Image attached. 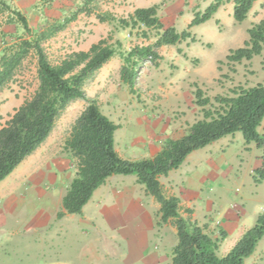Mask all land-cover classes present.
<instances>
[{
  "label": "rangeland",
  "instance_id": "1",
  "mask_svg": "<svg viewBox=\"0 0 264 264\" xmlns=\"http://www.w3.org/2000/svg\"><path fill=\"white\" fill-rule=\"evenodd\" d=\"M46 1H37L33 12L25 14L33 32L62 23L83 5V0L54 1L50 6ZM211 2L162 0L157 6L158 14L165 25L172 24L177 32H182L194 12H202ZM9 5L17 9L14 4ZM138 5L137 0L90 2L89 14H78L62 31L42 43L47 59L56 64L71 52L87 51L110 33H113L112 42L119 40L125 53L134 46L152 45L154 31H148L149 38L144 39L140 28L121 30L116 23H101L96 17L109 13L115 18H127ZM220 8L212 19L190 30L194 43L186 40L155 49L161 57L157 66L149 61L141 64L132 93L120 80L119 56L109 60L85 83L86 96L96 100L101 112L119 126L114 142L121 158H151L165 139L184 135L191 124L201 120L203 109L193 102L196 87L211 101L206 109H213L216 96L230 97L239 88L264 85V51L239 64L229 65L225 61L229 50L241 47L247 40V30L264 19V0H256L240 24L233 20L232 2ZM7 16L6 11L0 13V50L20 38L28 39L19 25L5 24ZM36 71V57L30 51L0 91V128L37 89ZM86 105L80 99L69 103L48 138L0 184V264H171L176 231L171 224L159 223L158 204L145 194L134 176L110 177L81 215L57 218L62 198L77 172V161L65 150V141ZM259 132L264 134V121ZM232 140L230 153L237 154V158L234 155L232 169L225 167L222 171L231 177L226 190L238 195V199H228L219 188L207 185L208 196L197 200L193 183L186 192L188 204L182 203L179 210L183 218L217 239L222 230L220 215L234 208V203L247 208L248 213L255 209L247 201L249 192L256 187L251 181L253 173L248 172L250 165L264 154V149H256L253 144L252 150L243 148L240 133L234 134ZM213 147L214 151L192 154L180 172L161 177L163 193L183 198L182 171L202 169L207 160L223 150L222 146ZM227 159L231 157L227 155ZM191 173L195 174V170ZM192 177L196 179L195 175ZM259 189L256 206L263 208L264 184ZM138 209L144 214L138 213ZM132 219L139 221V226H133ZM222 254L218 250V255ZM245 264H264V240Z\"/></svg>",
  "mask_w": 264,
  "mask_h": 264
},
{
  "label": "trees",
  "instance_id": "2",
  "mask_svg": "<svg viewBox=\"0 0 264 264\" xmlns=\"http://www.w3.org/2000/svg\"><path fill=\"white\" fill-rule=\"evenodd\" d=\"M54 1L61 0H47V6ZM94 1L97 0H83L82 7L70 18L36 33L25 14L0 0V13L8 12L5 24L19 25L28 36V39L20 38L0 50V91L11 81L30 51L36 57L38 81L33 95L0 128V182L48 138L69 103L84 100L87 105L75 120L64 145L77 161V172L62 198L57 218L81 215L94 192L108 178L134 176L145 194L158 204L159 223L171 224L176 231L177 242L172 250L171 264H244L264 237V211L228 253L219 256L218 249L227 236L226 232L221 230L220 238H212L201 227L183 218L179 213V198L163 193L160 178L179 169L191 153L225 136L240 133L245 145L253 144L256 149H264V134L259 132L264 121V85L239 88L230 97L216 96L213 109H206L211 101L196 87L192 93L193 102L203 109V118L191 124L182 137L165 139L153 157L140 160L123 159L117 154L114 135L119 126L101 112L96 100L86 96L84 85L109 60L119 56L122 61L120 80L132 93L141 64L149 61L157 66L161 57L155 49L175 46L186 40L194 43L196 40L190 30L212 19L219 8L229 2L233 4V20L240 24L256 0H213L202 12H194L182 32H177L172 24L162 22L156 5L136 8L127 18H115L109 13L97 15L99 22L116 23L121 30L140 28L144 39L149 38L148 31H154L155 41L152 45L134 46L125 53L121 51L119 40L112 42L113 33H110L93 43L87 51L71 52L58 63H50L42 43L62 31L78 14H89L91 11L87 5ZM247 36L241 47L228 51L225 56L227 64L249 61L264 51V19L253 24L247 30ZM177 52L181 53L180 50ZM252 180L256 184L264 181V154L260 157V167L253 171Z\"/></svg>",
  "mask_w": 264,
  "mask_h": 264
},
{
  "label": "crops",
  "instance_id": "3",
  "mask_svg": "<svg viewBox=\"0 0 264 264\" xmlns=\"http://www.w3.org/2000/svg\"><path fill=\"white\" fill-rule=\"evenodd\" d=\"M5 1H7L8 3L14 4V6L18 10H20L23 14L28 15V14H30V13L33 12V8L36 5L37 1H39V0H5ZM159 1H162V0H137V2H139V5L136 8H147V7H151L153 5L158 6L159 5L158 4ZM158 10H159V8H158ZM220 10H221V8H219V10L217 11V13H219ZM232 10H233V4H232ZM185 134H186V132H185ZM182 136H180V137H182ZM180 137H178V138H180ZM178 138H174V139H178ZM171 139H173V138H171ZM233 142L234 141L232 140V136H225V137L221 138L220 140L212 143L211 145H209V146H207V147H205L203 149H200V150H197V151L191 153L186 158V160L192 154H194L196 152H199V151H202V150H205V151H208V152H209V150H211V151L213 150L214 151L215 149H212V148H214L213 146H217V147L222 146V149H223L222 152H218L219 155H216L215 157H213V159L207 160L204 163V167L202 169L199 170V169H195L193 167L194 169L192 168L191 170L182 171V173H183V179H182V182L181 183H183L182 186L184 188L181 187L180 193H182V192H185L186 193L187 191L189 192L190 191V187L193 185V183H195V185H196L195 191H197L196 192V198H197V200H204L208 196V193L209 192L207 191V189H205V187L207 185H209V186L210 185H213L214 187L216 186L217 189L219 188L218 190H220L222 192V194H224L228 199H238V197H239L238 195H233L230 190L229 191L226 190V188H229L228 186L231 185L230 179H229L231 177L229 176V178H228V175H226L222 171L223 169H225V167L227 169H229V170L232 169V159L235 156L237 158V154L235 155V154L230 153L231 152V144ZM242 147L243 148H248L249 150H252L254 148V147L251 146V144L245 145L243 143V140H242ZM227 155L229 157H231V159H227ZM261 156L262 155H260L258 157V159L255 160L252 163V166L250 165L251 168H250V171L248 172V174L251 175L255 169H257V168L260 167V157ZM186 160L183 162V164L180 166L179 169H177L175 171H172L170 173L178 172V171L180 172V170L183 168L184 164L186 163ZM251 160L252 159H249L248 160L249 164H251ZM242 161H244V160H242ZM246 161H247V159H245V162ZM15 170L11 174H13L15 172ZM183 170H185V169H183ZM194 170H195V174L191 173ZM193 175H195V177H196L195 180H193V178H194V177H192ZM127 177H129V176H127ZM5 180H3L2 182H4ZM251 181H253L252 178H251ZM2 182H0V184ZM252 184H253V186H256V187H253L252 191L249 192L250 193V198H249V200H247V199L246 200L249 202L250 207H251V205H253V206H255V209H250L251 212L248 213V209L247 208L244 209L241 205L239 206L238 204L234 203L235 204V207L234 208H232L231 210L228 209V212L227 213H222V215H220V216H222L221 219L223 218L221 220L222 221L221 222L222 223V230L225 231L226 234H227V236L221 242L220 247L218 249L219 252H222L223 253L221 256H224L226 253H228V251L234 246V244L242 236V234L246 230H248L250 228V226L255 222L257 216L264 211V207L263 208H260V206H256L257 200H258L257 198H258V195L260 194L259 193L260 192L259 187L263 186L264 181H262L259 184H254L252 182ZM141 187L143 188V186H141ZM100 188H98L96 191H98ZM96 191L94 192L91 200L93 199ZM131 193H132V191H131ZM185 193H182V194H184L183 195V198L181 196L179 197V196L176 195V197H178L179 200H180V205L182 203L185 204V203H187L189 201V198L187 196V193L186 194ZM129 195H130V192H129ZM218 199L221 200L222 198L219 196ZM137 201H139V199ZM157 208H159V206ZM82 212H83V210H82ZM141 212L143 213V211L141 209H138V213H141ZM146 212H148V211H146ZM131 221L133 222L132 223L133 226H139V221L136 222V220H133V219ZM134 221H135V223H134ZM231 239H233V241L230 242V243H228L227 241H229ZM263 240H264V237L258 243V245L256 247V250L253 253V255L257 252V250L259 248V245L261 244V242ZM224 244L226 245L225 248H223V245ZM253 255H251L250 257H252ZM147 257H148L147 259H149L150 256H147ZM249 258H247V259H249ZM245 261H244V264H245Z\"/></svg>",
  "mask_w": 264,
  "mask_h": 264
}]
</instances>
